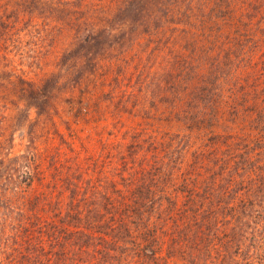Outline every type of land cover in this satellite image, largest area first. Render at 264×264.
Here are the masks:
<instances>
[{"label":"rangeland","instance_id":"1","mask_svg":"<svg viewBox=\"0 0 264 264\" xmlns=\"http://www.w3.org/2000/svg\"><path fill=\"white\" fill-rule=\"evenodd\" d=\"M76 185L160 264H264V0H0V258Z\"/></svg>","mask_w":264,"mask_h":264},{"label":"trees","instance_id":"2","mask_svg":"<svg viewBox=\"0 0 264 264\" xmlns=\"http://www.w3.org/2000/svg\"><path fill=\"white\" fill-rule=\"evenodd\" d=\"M101 195L103 197L100 200L90 201L88 192H81V187L76 185L72 188L69 204L67 201L61 207L48 202L52 206L50 216L43 215V208L35 202L34 206L29 208L30 214L23 216L19 222L20 226H28V229H25L22 238L17 239L11 246L14 253L7 256L6 260L0 256V264H117L116 254L119 252V246L127 242L126 239L128 243L131 239L132 249L139 251L140 258L150 259L145 264H160L159 254L151 238L143 236L145 242H141L138 237L133 236V225L137 226L133 219L142 216L144 204L138 200L136 204L131 205L115 200L103 207V198H107L108 194ZM109 205L115 210L108 215L103 214L104 208ZM19 210L26 211L24 207ZM239 240L240 246L235 251L237 253L243 251L245 244L244 239ZM253 251L252 248L248 252L247 260L250 262L253 261ZM121 252L126 254V251ZM232 254L234 252L231 255L227 252L223 254V264L238 261V255ZM192 256L193 254H188L190 259Z\"/></svg>","mask_w":264,"mask_h":264}]
</instances>
